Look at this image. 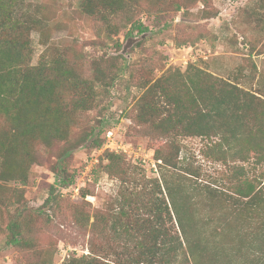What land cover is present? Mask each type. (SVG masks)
Segmentation results:
<instances>
[{"label": "rangeland", "instance_id": "1", "mask_svg": "<svg viewBox=\"0 0 264 264\" xmlns=\"http://www.w3.org/2000/svg\"><path fill=\"white\" fill-rule=\"evenodd\" d=\"M14 2V20L30 28L32 68L45 65L49 70L59 63L90 79L97 66L107 75L117 66L122 72L110 88H98L95 109L69 108L66 113L73 139L94 133L68 155L72 185L61 186L55 172L64 149L61 142H33V163L23 182L2 180L12 175L3 162L13 155H0V264H64L92 251L108 253L116 261L125 250L113 240L112 205L132 192L131 199H137L157 182L168 199L164 176L183 195L203 238L231 241L245 249L240 257L230 252L220 261L246 264L245 257L252 256L247 246L264 228V0H124L117 14L105 9L104 18L84 13L85 0ZM130 22H141L150 31L127 38ZM0 34L15 38L13 31L2 29ZM190 67L249 93L252 108L240 140H226L224 134L204 138L183 136L177 129L166 132L159 112L142 113L148 88L168 72L184 74ZM76 99L74 95L70 101ZM9 128L0 113V132ZM110 130L115 143L130 150L116 153L118 176L107 173ZM96 140L102 149L94 146ZM249 188L254 195H240ZM98 217L108 225L96 230ZM10 223L21 226L29 248L8 244Z\"/></svg>", "mask_w": 264, "mask_h": 264}, {"label": "trees", "instance_id": "2", "mask_svg": "<svg viewBox=\"0 0 264 264\" xmlns=\"http://www.w3.org/2000/svg\"><path fill=\"white\" fill-rule=\"evenodd\" d=\"M123 1L85 0L82 9L89 16L104 18L105 9L115 14ZM15 5L14 0H0V31H13L15 35L14 38L10 34L7 37L0 34V113L10 126L7 131L0 132V155L4 151L13 155L3 162L12 175L2 176V180L25 181L27 170L33 163V142L50 146L52 141H57L63 144L64 149L55 172L60 185L67 187L75 182L66 167V161L70 159L68 155L86 144L94 133H86L79 140L73 139L65 120L66 113L69 108L84 112L95 109L98 88L107 89L115 84L122 67L117 66L115 72L107 75L97 66L93 79L76 76L71 69L63 68L59 63L49 70L45 65L32 68L33 50L27 33L30 28L26 23L14 20ZM128 25L131 30L127 38H132L134 33L142 36L150 31L141 22ZM63 88L68 92L60 91ZM145 92L142 113L159 112L164 117V131L177 129L187 137L210 138L224 134L226 140H240L242 123L252 108L247 91L211 75L195 73L191 67L184 74L180 70L168 72ZM74 95L77 96L76 101H70ZM102 145L99 140L94 144L99 149ZM109 153L112 156L107 173L118 176L119 157L116 153ZM14 173L18 175L15 177ZM164 185L168 199L162 184L157 182L153 188L141 192L137 199H131L135 196L132 192L130 198L126 195L124 200L112 205L115 217L111 224L113 240L123 244L124 255H117V260L112 261L110 254L92 251L81 257L74 255L64 264H223L220 261L224 257L222 255L238 252L240 257L245 250L238 248L242 245L236 246L237 243L210 236L203 238L199 234L201 225L189 211L183 195L169 186L165 176ZM248 191L243 193L240 190V195L249 197L255 194L252 188ZM53 197L52 194L46 204H51ZM105 223L108 225V221L98 217L94 227L97 230ZM7 231L10 232L9 245L21 249L30 247V243L21 238L23 232L19 224L10 223ZM105 231L102 228L100 234L105 236ZM250 248L252 256L245 257V263L264 264V228L259 238L248 244L247 249Z\"/></svg>", "mask_w": 264, "mask_h": 264}, {"label": "built area", "instance_id": "3", "mask_svg": "<svg viewBox=\"0 0 264 264\" xmlns=\"http://www.w3.org/2000/svg\"><path fill=\"white\" fill-rule=\"evenodd\" d=\"M106 149H109L113 153H129L130 150L126 148L123 144L115 143V132L110 130L107 134V145H105Z\"/></svg>", "mask_w": 264, "mask_h": 264}, {"label": "crops", "instance_id": "4", "mask_svg": "<svg viewBox=\"0 0 264 264\" xmlns=\"http://www.w3.org/2000/svg\"><path fill=\"white\" fill-rule=\"evenodd\" d=\"M263 149H264V148H263ZM260 152H261V153H264V150H261Z\"/></svg>", "mask_w": 264, "mask_h": 264}]
</instances>
